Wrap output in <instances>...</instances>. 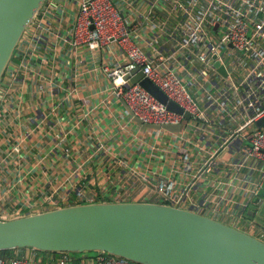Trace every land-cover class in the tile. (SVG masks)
Returning <instances> with one entry per match:
<instances>
[{"label":"crops","instance_id":"0c3cea01","mask_svg":"<svg viewBox=\"0 0 264 264\" xmlns=\"http://www.w3.org/2000/svg\"><path fill=\"white\" fill-rule=\"evenodd\" d=\"M146 2L115 0L135 23L129 39L91 49L73 42L79 0L43 1L0 80V208L9 218V211L25 214L85 201L82 195L96 201H157L158 179L173 178L179 191L197 166L210 160L212 168L197 173L180 206L196 205L264 240V182L251 196L243 177L252 181L256 173L234 164L241 153L230 142H248L249 127L237 130L241 119L207 106L190 85L206 120L182 118L179 130L142 128L102 72L103 64L124 62L132 43L149 48L150 41L162 52L169 49L167 31L175 16L160 3L147 25ZM184 62L188 69L191 61ZM2 254L48 264L55 252L13 247Z\"/></svg>","mask_w":264,"mask_h":264},{"label":"built area","instance_id":"2783aa9c","mask_svg":"<svg viewBox=\"0 0 264 264\" xmlns=\"http://www.w3.org/2000/svg\"><path fill=\"white\" fill-rule=\"evenodd\" d=\"M160 3L168 8V14L175 16L167 31L169 49L162 52L150 41L149 48L132 43L126 47L124 62L103 64L102 72L109 78L112 91L143 122L176 123L183 117L168 109L139 83L124 78L136 66L168 99L187 109L192 118L206 120L204 110L195 100L204 98L207 106L218 109L223 116L241 119L237 130L249 127L248 142L233 141L236 140L233 138L230 142L241 153L234 164L256 173L252 181L243 177L250 195L255 196L264 182V127L255 125V120L264 114V0H147L143 13L147 25H152ZM134 25L121 14L115 0H79L73 42L85 43L91 49L111 40L123 43L129 39ZM186 59L191 61L188 69L184 67ZM215 61L224 66L226 74L217 69ZM190 85L200 90L201 96H195L197 93L193 96ZM211 168L210 160L198 165L179 191H175L173 178L158 179L157 201L181 207L197 173ZM80 198L85 200L82 202L96 201L94 195ZM208 198V195L203 198V207ZM188 208L199 211L193 204ZM9 213V217L21 215L19 211ZM5 218L7 213L0 208V219ZM0 264L38 263L23 254L7 257L0 254ZM48 264L137 263L106 252L76 261L71 252L58 251Z\"/></svg>","mask_w":264,"mask_h":264},{"label":"water","instance_id":"95a60500","mask_svg":"<svg viewBox=\"0 0 264 264\" xmlns=\"http://www.w3.org/2000/svg\"><path fill=\"white\" fill-rule=\"evenodd\" d=\"M43 1L0 0V80ZM214 65L226 74L218 61ZM124 78L139 83L183 118L191 117L138 66ZM129 113L142 128L179 130L181 126L180 122H143ZM255 125L264 127V114ZM13 247L93 250L138 264H264V240L194 209L147 200L79 202L0 219V250Z\"/></svg>","mask_w":264,"mask_h":264},{"label":"trees","instance_id":"16d2710c","mask_svg":"<svg viewBox=\"0 0 264 264\" xmlns=\"http://www.w3.org/2000/svg\"><path fill=\"white\" fill-rule=\"evenodd\" d=\"M5 250L6 249H1L0 250V254L3 255L2 253ZM36 250L37 251H41V252L54 253L52 251H43V250H38V249H36ZM72 254L76 256V261H79V259H82V258H85V257L94 258L98 254V252L97 251L90 250V251H84V252H74Z\"/></svg>","mask_w":264,"mask_h":264},{"label":"rangeland","instance_id":"374dc122","mask_svg":"<svg viewBox=\"0 0 264 264\" xmlns=\"http://www.w3.org/2000/svg\"><path fill=\"white\" fill-rule=\"evenodd\" d=\"M48 208H51V207H48ZM42 209H47L46 207L45 208H43L42 207ZM42 209H38V210H36V211H39V210H42ZM29 212H31V211H29ZM21 214V213H20ZM24 214V213H23ZM23 214H21V215H23Z\"/></svg>","mask_w":264,"mask_h":264}]
</instances>
